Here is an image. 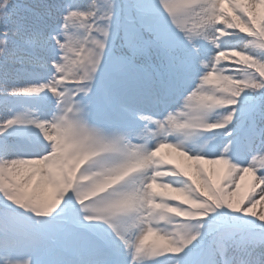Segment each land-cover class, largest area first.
Returning <instances> with one entry per match:
<instances>
[{
  "label": "snow or ice",
  "instance_id": "1",
  "mask_svg": "<svg viewBox=\"0 0 264 264\" xmlns=\"http://www.w3.org/2000/svg\"><path fill=\"white\" fill-rule=\"evenodd\" d=\"M0 264H264V0H0Z\"/></svg>",
  "mask_w": 264,
  "mask_h": 264
},
{
  "label": "trees",
  "instance_id": "2",
  "mask_svg": "<svg viewBox=\"0 0 264 264\" xmlns=\"http://www.w3.org/2000/svg\"><path fill=\"white\" fill-rule=\"evenodd\" d=\"M20 2L21 3H31L32 0H20ZM246 187H247L246 185L242 186V190H244ZM259 210H260V207L258 206L257 211H259Z\"/></svg>",
  "mask_w": 264,
  "mask_h": 264
}]
</instances>
